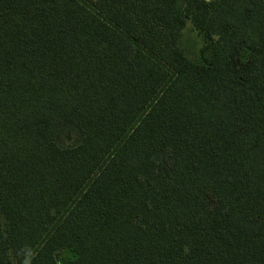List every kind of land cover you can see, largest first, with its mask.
I'll return each instance as SVG.
<instances>
[{"label":"trees","instance_id":"16d2710c","mask_svg":"<svg viewBox=\"0 0 264 264\" xmlns=\"http://www.w3.org/2000/svg\"><path fill=\"white\" fill-rule=\"evenodd\" d=\"M0 264H264V0H0Z\"/></svg>","mask_w":264,"mask_h":264},{"label":"rangeland","instance_id":"374dc122","mask_svg":"<svg viewBox=\"0 0 264 264\" xmlns=\"http://www.w3.org/2000/svg\"><path fill=\"white\" fill-rule=\"evenodd\" d=\"M202 44V40L197 33L189 25L183 32L180 39V46L185 53L194 60H199V49Z\"/></svg>","mask_w":264,"mask_h":264}]
</instances>
